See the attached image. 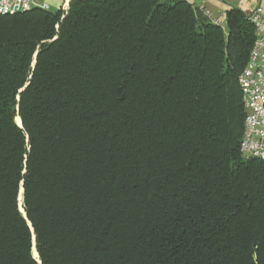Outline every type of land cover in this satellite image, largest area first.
I'll use <instances>...</instances> for the list:
<instances>
[{
    "label": "trees",
    "instance_id": "1",
    "mask_svg": "<svg viewBox=\"0 0 264 264\" xmlns=\"http://www.w3.org/2000/svg\"><path fill=\"white\" fill-rule=\"evenodd\" d=\"M255 38L171 0L0 15V264H264Z\"/></svg>",
    "mask_w": 264,
    "mask_h": 264
},
{
    "label": "built area",
    "instance_id": "2",
    "mask_svg": "<svg viewBox=\"0 0 264 264\" xmlns=\"http://www.w3.org/2000/svg\"><path fill=\"white\" fill-rule=\"evenodd\" d=\"M34 8L50 9L41 0H0V15L23 13ZM249 20L256 29V38L246 68L238 78L245 110L240 150L245 158H257L264 161V16L262 10L259 7L252 9ZM210 21L220 26L224 24L219 19Z\"/></svg>",
    "mask_w": 264,
    "mask_h": 264
},
{
    "label": "crops",
    "instance_id": "3",
    "mask_svg": "<svg viewBox=\"0 0 264 264\" xmlns=\"http://www.w3.org/2000/svg\"><path fill=\"white\" fill-rule=\"evenodd\" d=\"M182 1L197 7L209 19H219L225 22L226 13L230 9H237L243 13H250L255 7L262 10L264 16V0H171ZM50 9H66L70 0H41Z\"/></svg>",
    "mask_w": 264,
    "mask_h": 264
},
{
    "label": "water",
    "instance_id": "4",
    "mask_svg": "<svg viewBox=\"0 0 264 264\" xmlns=\"http://www.w3.org/2000/svg\"><path fill=\"white\" fill-rule=\"evenodd\" d=\"M35 57H36V55H35ZM33 66H34V63H33ZM19 119V118H18ZM15 124L19 127V128H21V122H20V119H19V123H17L16 121H15ZM20 192H21V197H22V194H23V189L21 188V190H20ZM19 195H20V193H19ZM21 202H22V200H21ZM22 204V203H21ZM20 212L23 214V216L25 217V215H24V211H23V208H22V205H21V208H20ZM33 242H34V236H33ZM34 250H35V253H36V256H33V258L37 261V262H39L38 261V255H37V252H36V249H35V247H34ZM40 263V262H39Z\"/></svg>",
    "mask_w": 264,
    "mask_h": 264
},
{
    "label": "bare ground",
    "instance_id": "5",
    "mask_svg": "<svg viewBox=\"0 0 264 264\" xmlns=\"http://www.w3.org/2000/svg\"><path fill=\"white\" fill-rule=\"evenodd\" d=\"M15 121L17 122V123H19V119L18 118H15ZM21 200H22V197H21V192H20V195H19V202L21 203ZM20 206V205H19ZM20 208H21V206H20ZM33 256H36V253L33 251Z\"/></svg>",
    "mask_w": 264,
    "mask_h": 264
},
{
    "label": "rangeland",
    "instance_id": "6",
    "mask_svg": "<svg viewBox=\"0 0 264 264\" xmlns=\"http://www.w3.org/2000/svg\"><path fill=\"white\" fill-rule=\"evenodd\" d=\"M63 9V8H62ZM18 202H19V197H18ZM22 203V202H21ZM21 203H20V205H21ZM19 205V204H18ZM19 209H20V206H19Z\"/></svg>",
    "mask_w": 264,
    "mask_h": 264
}]
</instances>
